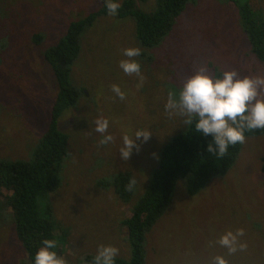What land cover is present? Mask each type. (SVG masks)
<instances>
[{
  "label": "rangeland",
  "instance_id": "1",
  "mask_svg": "<svg viewBox=\"0 0 264 264\" xmlns=\"http://www.w3.org/2000/svg\"><path fill=\"white\" fill-rule=\"evenodd\" d=\"M100 1L0 0V161L33 157L57 91L45 50L60 39L69 20L83 17ZM245 1L188 0L171 31L150 49L137 41L131 16L108 13L86 30L70 75L81 93L57 120L68 135L60 183L38 204L39 214L55 223L56 253L64 264H89L88 256L97 255L103 245L117 247L119 258H130L122 221L144 193L163 147L188 127L185 116L165 110L169 92L178 94L201 70L213 78L231 70L241 77L264 76V61L251 52L242 27L239 4ZM247 1L264 22V0ZM137 5L156 7L154 0ZM130 47L141 49L131 59L141 65L142 83L120 67L121 60L129 59L123 50ZM113 85L125 93L123 100ZM102 119L109 120L104 134L96 131ZM138 129L153 134L147 142L138 141L139 151L125 160L123 136ZM108 134L112 141L101 145ZM263 156L264 135L246 136L231 169L196 194L189 195L186 180L179 179L172 202L147 234L145 264H213L217 256L227 264H264ZM119 171L132 173L135 181L129 202L112 187ZM0 193L10 191L0 187ZM5 211L0 214V264H31L8 218L12 210ZM241 229L236 251L220 245L222 235Z\"/></svg>",
  "mask_w": 264,
  "mask_h": 264
},
{
  "label": "trees",
  "instance_id": "2",
  "mask_svg": "<svg viewBox=\"0 0 264 264\" xmlns=\"http://www.w3.org/2000/svg\"><path fill=\"white\" fill-rule=\"evenodd\" d=\"M139 1L148 0L119 2L121 7L116 17L131 16L135 20L137 41L142 48L150 49L171 31L188 0H154L156 7L153 6L151 10L141 9L137 5ZM239 5L242 27L251 52L264 61V22L254 16L247 0ZM106 14V0H101L94 10L83 17L69 20L60 39L45 50L44 60L50 66L57 83L46 131L32 158L0 161V187L10 191L4 195L0 193V214H4L6 208H11L8 218L12 219L16 236L31 264H34L35 254L44 239L56 241L55 252L58 246L54 234L55 223L39 214L38 204L42 196L55 190L60 183L58 174L67 154L68 135L58 127L57 120L63 110L77 103L81 93L71 82L70 75L72 65L80 53L82 36L98 18ZM35 39L38 42L40 34H36ZM258 135H264V129L245 133V137ZM208 143H212L211 138L196 132L195 121L166 143L144 193L135 202L130 215L122 221L127 230L131 256L129 259L116 257L114 264H145L147 234L172 202L178 180L185 179L187 193L196 194L209 181L231 169L242 147V143L230 145L227 153L220 157L206 151ZM261 163L264 171V156ZM133 180L132 173L119 171L112 182L114 192L124 202H129L134 195L135 184L131 190L127 187ZM95 257L88 256L89 264H95Z\"/></svg>",
  "mask_w": 264,
  "mask_h": 264
},
{
  "label": "clouds",
  "instance_id": "3",
  "mask_svg": "<svg viewBox=\"0 0 264 264\" xmlns=\"http://www.w3.org/2000/svg\"><path fill=\"white\" fill-rule=\"evenodd\" d=\"M106 7L110 15H116L121 7L118 0H106ZM141 54L138 47H130L123 50V55L129 59L121 60L120 67L124 73L140 76L141 65L134 57ZM264 76H243L235 70L225 71L222 76L213 78L204 70L198 71L189 77L180 88L178 94L169 92L165 110L170 113H179L185 116L186 125L193 124L197 133L204 137H210L212 143L206 145V151L223 157L230 145L243 143L245 133L257 129H264ZM112 91L125 98V93L118 85L112 86ZM96 131L104 134L109 128V120H97ZM152 132L147 129H138L133 135L123 136L121 157L129 160L133 150L139 151L141 145L138 141L147 142ZM113 137L111 134L103 135L100 144L107 145ZM135 181L127 186L129 190ZM243 235V230L231 231L220 237L219 243L229 252L236 251L238 237ZM243 247V245H240ZM56 241L44 239L42 246L35 254L34 264H64L54 251ZM119 249L112 245H103L98 249L95 264H114ZM213 264H227L222 256L214 258Z\"/></svg>",
  "mask_w": 264,
  "mask_h": 264
}]
</instances>
